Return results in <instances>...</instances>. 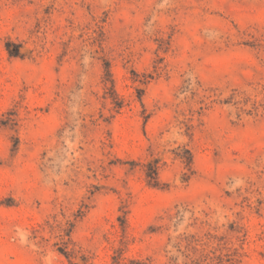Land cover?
I'll list each match as a JSON object with an SVG mask.
<instances>
[{
	"label": "rangeland",
	"instance_id": "rangeland-1",
	"mask_svg": "<svg viewBox=\"0 0 264 264\" xmlns=\"http://www.w3.org/2000/svg\"><path fill=\"white\" fill-rule=\"evenodd\" d=\"M0 264H264V0H0Z\"/></svg>",
	"mask_w": 264,
	"mask_h": 264
}]
</instances>
